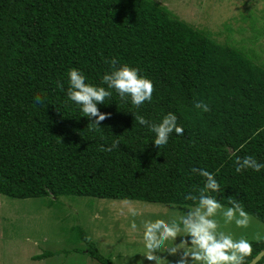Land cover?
<instances>
[{"label": "trees", "instance_id": "obj_1", "mask_svg": "<svg viewBox=\"0 0 264 264\" xmlns=\"http://www.w3.org/2000/svg\"><path fill=\"white\" fill-rule=\"evenodd\" d=\"M228 41L154 0H0V195L195 207L203 193L264 224V167H241L246 158L264 165V66ZM125 65L152 81L151 101L135 106L104 82ZM72 69L110 93L97 104L103 121L68 99ZM169 114L184 135L156 146L153 126ZM201 171L218 191H204ZM75 231L86 250L74 253L112 264ZM251 244L253 257L264 250V240Z\"/></svg>", "mask_w": 264, "mask_h": 264}, {"label": "rangeland", "instance_id": "obj_2", "mask_svg": "<svg viewBox=\"0 0 264 264\" xmlns=\"http://www.w3.org/2000/svg\"><path fill=\"white\" fill-rule=\"evenodd\" d=\"M154 1L221 44L236 40L240 47L254 49L257 64L264 66V0ZM231 29L234 33L230 39ZM242 29L247 32L238 31ZM191 208L194 207L83 197H62L56 202L15 200L0 195V264H100L88 252L74 253L77 248L86 250L84 243L71 240L78 228L112 264H150L143 257L147 251L144 223L178 221ZM250 217L247 228L223 225L219 214L217 219L234 238L243 237L250 243L264 240V224ZM188 239L183 233L175 239H165L154 251L161 258L159 264H176L180 253L170 255L169 249L179 245L178 251H183L188 245L180 243ZM46 252L59 254L37 259Z\"/></svg>", "mask_w": 264, "mask_h": 264}, {"label": "clouds", "instance_id": "obj_3", "mask_svg": "<svg viewBox=\"0 0 264 264\" xmlns=\"http://www.w3.org/2000/svg\"><path fill=\"white\" fill-rule=\"evenodd\" d=\"M68 76L71 84L68 99L79 105L85 116L98 117L97 123L103 121L105 115L98 113L97 104L102 103L110 93L104 88L86 84L85 77L75 69L70 70ZM103 80L110 88H115L121 97L125 94L130 95L131 103L135 106L152 100L153 83L150 79L140 75L137 68L125 65L111 76H104ZM205 111H207L206 107ZM176 119L175 115L169 114L160 124L153 126L156 146L167 145L169 134L173 131L178 136L184 135L183 129L177 126ZM136 120L139 124L146 123L144 117L140 115L136 116ZM241 167L260 171L264 165L256 163L251 158H246ZM241 167H237L236 171L240 172ZM193 171L196 170L193 169ZM200 175L207 178L204 185L205 192L219 190V184L211 173L201 171ZM229 203L232 207L224 208L215 198L202 193L196 206L186 214L180 215L178 221L173 220L170 223L162 220L146 221L144 235L147 241L145 244L147 251L143 257L150 264H159L161 258L155 255L154 251L162 246L165 239H175L178 234L183 233L189 239L180 244H187L188 247L183 251H178L179 245L169 249L170 255L180 253L176 264H246V258L253 257L252 244L243 237L237 239L231 232L224 231L217 216L218 214L222 216L223 225L234 224L236 228H247L251 217L235 200H229ZM132 227L135 228V224ZM262 255L264 253H257L251 264H256Z\"/></svg>", "mask_w": 264, "mask_h": 264}, {"label": "water", "instance_id": "obj_4", "mask_svg": "<svg viewBox=\"0 0 264 264\" xmlns=\"http://www.w3.org/2000/svg\"><path fill=\"white\" fill-rule=\"evenodd\" d=\"M260 253H264V250H262ZM263 258H264V255H262L260 259L256 261V264H258ZM249 264H251V262Z\"/></svg>", "mask_w": 264, "mask_h": 264}]
</instances>
